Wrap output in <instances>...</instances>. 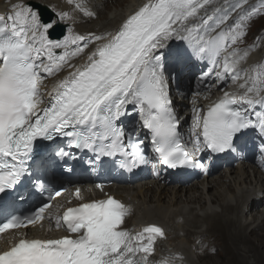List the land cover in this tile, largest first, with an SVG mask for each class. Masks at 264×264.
<instances>
[{
	"label": "snow or ice",
	"instance_id": "6c2138e0",
	"mask_svg": "<svg viewBox=\"0 0 264 264\" xmlns=\"http://www.w3.org/2000/svg\"><path fill=\"white\" fill-rule=\"evenodd\" d=\"M75 7L95 15L81 3ZM56 15L45 22L37 9L23 3L0 15V194L25 180L38 194L48 191L49 170L60 162L71 172L68 162L83 153H91L88 163L93 166L103 158H118L125 171L153 163L203 170V153L210 160L237 152V140L249 130L257 133L264 159V65L242 66L249 49L240 47L255 20H264V0L227 5L219 0H146L115 33L107 34L77 33L73 15ZM63 22L66 34L52 38L50 30ZM91 44L95 47L84 63H71ZM181 65H204L197 77L201 82L213 75L242 81L240 93L226 91L205 115L193 107L197 131L191 150L183 143L171 93ZM66 68L67 77L41 108L42 81ZM38 140L50 144L39 157ZM49 208L45 203L30 215H12L0 233L42 222ZM127 215V207L113 197L69 207L47 218L75 238L20 239L0 252V264H182V256L155 258L157 239L166 238L161 226L137 232L123 227Z\"/></svg>",
	"mask_w": 264,
	"mask_h": 264
},
{
	"label": "bare ground",
	"instance_id": "6f19581e",
	"mask_svg": "<svg viewBox=\"0 0 264 264\" xmlns=\"http://www.w3.org/2000/svg\"><path fill=\"white\" fill-rule=\"evenodd\" d=\"M87 1L72 0L70 3L69 0H0V15L7 16L12 5L17 3L30 5L39 11L32 3L39 2L53 9L56 14L68 12L73 15L75 17L73 27L77 33L107 34L115 33L135 9L146 2V0H118L119 5L112 9L110 7V11L103 15V12H100L102 4L109 0ZM84 2L87 4L85 5ZM219 2L227 5L235 3L236 0H219ZM76 3H81L85 9L95 15H85L75 7ZM249 39H246L247 42ZM263 42H260L259 47V42L256 43L257 45L254 44L255 48L245 47L246 43L240 45L241 48L249 49L248 60L242 66L256 67L263 61L264 45L261 47ZM94 47L95 44L89 45L84 53L73 58L71 63H84ZM198 68L200 65L177 67L178 77L172 82L176 87L172 92L176 109L194 106L198 108L214 97L216 93L214 87L201 93L202 88L207 85L204 82L193 80L192 86L184 85L187 79L192 78L191 72L200 70ZM69 71L66 68L55 76L44 79V87L48 90L42 92L44 94L42 99L47 97L48 102L50 94L60 81L67 77ZM208 81L210 82V79ZM181 97H183L182 101H175ZM183 117L182 122L186 121L188 114H184ZM183 131L189 138V127L184 126ZM251 141V137L244 139L238 149V159H228L226 169L215 175L209 170L208 175L200 173L195 179L180 176L174 177L178 179L174 180L167 174L156 179L146 175L138 182L125 185L114 184L103 188L93 184L80 185L79 196L75 193L68 194L56 201L55 208L62 205L65 209L78 202L79 198L81 201H88L113 194L134 209L133 214L127 219L126 226L140 230L145 224L148 226L158 223L156 225H161L165 230L166 238H158L155 245L154 255L157 260L182 256V264H215L211 261L213 256L207 260L206 255L216 254V246H221V252L229 253L227 261L231 264H264V176L251 162L254 147ZM250 168L254 169L256 176L250 172ZM173 180L175 183L171 184ZM71 197L74 199L69 203ZM54 224L52 220L33 226L28 232L25 230L14 232L7 240L12 242L21 233L33 238L62 235L60 230L53 227Z\"/></svg>",
	"mask_w": 264,
	"mask_h": 264
},
{
	"label": "rangeland",
	"instance_id": "374dc122",
	"mask_svg": "<svg viewBox=\"0 0 264 264\" xmlns=\"http://www.w3.org/2000/svg\"><path fill=\"white\" fill-rule=\"evenodd\" d=\"M89 1V0H88ZM87 1V2H88ZM255 2V1H254ZM118 3H120L118 0H109V1H106L104 4H102V10L100 11V12H103V15H105V14H107V12H109L110 11V9H112V7L113 8H115V6L116 5H119ZM84 4L86 5L87 3L86 2H84ZM111 7V8H110ZM121 7V6H120ZM110 8V9H109ZM102 15V14H101ZM67 23V22H66ZM262 25H264V20L263 21H261V19H256L255 20V22L252 24V27H251V30H250V32H249V34H248V36H247V38L246 39H249L248 40V42H247V40H246V44H245V47H249V48H255L254 46V44H256L257 42H259L258 43V47H259V44H260V42L261 41H264V40H260V41H255L254 40V38H255V36H260V37H264V27H262ZM252 33V35H250ZM260 33V34H259ZM263 33V34H262ZM258 34V35H257ZM253 35H254V37H253ZM257 45V44H256ZM264 45V42L262 43V45H261V47ZM257 51H258V49H257ZM257 55V54H256ZM261 65H264V59H263V61L260 63ZM259 64V65H260ZM258 65V66H259ZM198 74V72L197 73H195L194 74V77L196 76ZM192 80H193V78H192ZM191 80V81H192ZM228 166V165H227ZM237 166V165H236ZM251 166V165H250ZM226 169V166L223 168V169H221L220 171L222 172V171H224ZM251 169L252 168H250V172H251ZM220 171H217V169L216 170H214L213 171V175H215V174H217V173H219ZM202 182V181H201ZM173 183H175V182H172L171 184H173ZM255 212V211H254ZM251 216V215H250ZM215 238H217V235L215 236ZM197 243H198V241H197ZM216 248H217V253L215 254V253H213V254H207L206 255V259L208 260V259H210L212 256H213V260H211V261H213V262H215V264H231L230 262H228L227 261V258L230 256L229 255V253L227 254V253H225V252H221V250H222V247L221 246H216ZM202 250H203V248H202ZM213 252V251H212ZM217 262V263H216Z\"/></svg>",
	"mask_w": 264,
	"mask_h": 264
},
{
	"label": "water",
	"instance_id": "95a60500",
	"mask_svg": "<svg viewBox=\"0 0 264 264\" xmlns=\"http://www.w3.org/2000/svg\"><path fill=\"white\" fill-rule=\"evenodd\" d=\"M32 3L35 7L39 9L43 21L47 22L50 20H54L56 13L53 9L39 2H32ZM62 33L66 34V23L64 22L58 23L56 26H54L53 30H50L51 37L55 39L62 38Z\"/></svg>",
	"mask_w": 264,
	"mask_h": 264
},
{
	"label": "clouds",
	"instance_id": "9594fccd",
	"mask_svg": "<svg viewBox=\"0 0 264 264\" xmlns=\"http://www.w3.org/2000/svg\"><path fill=\"white\" fill-rule=\"evenodd\" d=\"M252 164L254 165V163H252ZM259 171H260V170H259ZM251 172H252V169H251ZM260 173H261V171H260ZM252 174L255 175V176L257 175V173L254 171V169H253ZM258 174H259V173H258Z\"/></svg>",
	"mask_w": 264,
	"mask_h": 264
}]
</instances>
